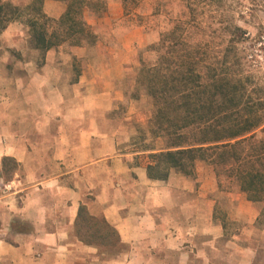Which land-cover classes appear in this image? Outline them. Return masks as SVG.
<instances>
[{
  "label": "crops",
  "instance_id": "obj_1",
  "mask_svg": "<svg viewBox=\"0 0 264 264\" xmlns=\"http://www.w3.org/2000/svg\"><path fill=\"white\" fill-rule=\"evenodd\" d=\"M66 9L62 1L44 4L53 19ZM113 10L112 21L122 16ZM72 51L114 56L117 78L134 58L130 47L114 51L99 40ZM46 54V65H0V182L4 158L19 167L0 189V264H264V204L240 192L221 217L216 178L172 170L167 180L150 179V160L139 156L156 150L120 148L111 122L98 129L97 97L88 90L84 100L92 105L82 114L75 108L78 88L97 77L78 73L66 92V65H51L52 51ZM104 71L102 82L110 84ZM99 98L113 102L105 93ZM112 107H100L104 117ZM82 205L118 232L122 248L115 256L76 235Z\"/></svg>",
  "mask_w": 264,
  "mask_h": 264
},
{
  "label": "trees",
  "instance_id": "obj_2",
  "mask_svg": "<svg viewBox=\"0 0 264 264\" xmlns=\"http://www.w3.org/2000/svg\"><path fill=\"white\" fill-rule=\"evenodd\" d=\"M46 1L28 0L20 6L0 0V36L19 21L28 28L33 48L42 53L66 43L74 47L96 43L97 36L86 18L89 13H106L105 0H56L67 5L59 19L45 13ZM189 8L196 12L193 4ZM195 24L202 27L195 18L186 19L164 33L157 47V62L142 63L139 70V86L155 106L152 135L166 144V148L149 154L148 176L167 180L172 170L193 176L196 165L205 162L218 176L236 183L249 201L264 204V100L247 94L248 81L234 73L231 58L220 65L216 53L211 52L210 57L202 43L188 45L186 38ZM17 166L14 159H3L4 182L11 179L9 167ZM76 226L83 241L99 246L100 240L120 252L116 229L91 215L84 205Z\"/></svg>",
  "mask_w": 264,
  "mask_h": 264
},
{
  "label": "rangeland",
  "instance_id": "obj_3",
  "mask_svg": "<svg viewBox=\"0 0 264 264\" xmlns=\"http://www.w3.org/2000/svg\"><path fill=\"white\" fill-rule=\"evenodd\" d=\"M11 1L15 5H25L28 0H4ZM107 11L103 14H87V22L92 32L97 36L96 43L84 45L94 48L98 40L106 42L107 46L118 51L123 45L130 47L129 53H134V58L125 63L124 74L116 77L117 65L111 63L112 56H103L95 53L86 56L74 55L75 48L66 43L52 49L50 56L51 65L65 66V88L70 91V86L77 84L75 76L85 72L94 74L97 83L85 87L80 86L77 91L75 108L82 114V108L92 105L84 100L88 97L86 91L97 97V109L95 113V125L102 129L111 122L117 128L118 134L114 139L120 143V148L129 145L128 150L148 151L166 148L163 139L154 138L152 135L151 120L155 112L152 98L146 93L144 87L137 81L142 63H156L160 51L158 45L162 35L172 30L179 21L196 19L202 23L199 28L194 25L186 38L189 45L203 44L209 56L216 53L222 64L226 65L231 58L234 73L248 81L247 94L254 100H264V0H105ZM195 6V13L190 11V5ZM118 5V6H117ZM113 10L112 16L122 15L117 20H110L109 8ZM11 27V28H10ZM237 27L238 30H234ZM10 28L8 40L2 36ZM0 36L1 56L4 59L0 65H46L47 54L33 48L28 28L19 21L11 23ZM116 34H114V32ZM103 56L101 61L100 55ZM79 57V58H78ZM6 60V62H5ZM74 65V66H71ZM104 69L107 81L111 77L110 84L102 82ZM102 93L111 96L112 103L101 102L99 95ZM91 97V96H90ZM102 105L113 106L106 112L100 109ZM83 120V119H82ZM149 153L140 155L142 162H148ZM19 167L8 169V175L14 179V173ZM19 172V171H18ZM206 176V180L216 178L218 182V206L216 210L221 217L236 207L237 200L234 196L240 193L236 183L225 176H218L216 169L200 162L196 165V174ZM9 180V181H10ZM5 182H0V189ZM1 192V190H0ZM233 211V210H232ZM227 217H225L226 219ZM260 224L264 223V213L260 218ZM84 234V233H83ZM77 235V231H76ZM100 251L115 256L116 251L104 246L97 240Z\"/></svg>",
  "mask_w": 264,
  "mask_h": 264
}]
</instances>
